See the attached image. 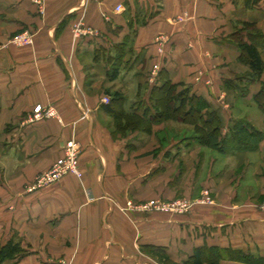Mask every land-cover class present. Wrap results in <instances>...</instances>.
Returning a JSON list of instances; mask_svg holds the SVG:
<instances>
[{"label":"crops","instance_id":"obj_1","mask_svg":"<svg viewBox=\"0 0 264 264\" xmlns=\"http://www.w3.org/2000/svg\"><path fill=\"white\" fill-rule=\"evenodd\" d=\"M77 21L96 34L74 37ZM244 21L264 34V0L253 8L243 0H0V243L14 238L24 250L2 264H55L60 255L71 264H160V253L181 263L203 244L264 257V213L246 196L264 192V155L248 165L249 155L264 152V111L254 98L264 70L245 81L249 66L235 41L237 32L247 40ZM22 32L32 44H16ZM259 51L264 61V43ZM159 72L216 111L221 136L238 119L250 122L263 133L258 147L214 150L193 129L182 135L194 125L181 119L151 122L149 134L111 128L108 88L122 91L125 112L146 119L156 112L149 95ZM37 104L55 114L28 122ZM249 105L261 124L244 113ZM68 140L80 146L82 176L37 187L34 175ZM203 148L234 160L206 180L210 207L122 211L131 198L196 197L205 186L197 179Z\"/></svg>","mask_w":264,"mask_h":264},{"label":"trees","instance_id":"obj_2","mask_svg":"<svg viewBox=\"0 0 264 264\" xmlns=\"http://www.w3.org/2000/svg\"><path fill=\"white\" fill-rule=\"evenodd\" d=\"M243 1L248 8H253L260 0ZM245 30L247 40L237 32L235 41L239 50V60L249 66V71L245 74V81L249 83L259 81L264 70V61L259 51L264 43V34L258 31L253 22L249 21L242 22L240 31ZM120 66L121 59L119 57L112 60L111 68L107 73L109 81L117 78ZM178 86H180L178 83L171 82L163 75V72H159V78L151 85L149 95L156 112L146 119L134 112H125L122 109L125 97L118 91L108 93L110 97L103 104L104 110L114 119L125 118L124 129L133 130L139 125L147 126L151 122L164 119H181L192 123L197 132L198 141L214 150L222 151L227 146L248 150H255L258 147L263 133L250 122L243 118L234 121L223 137L220 133V119L216 111L208 110L207 102L202 97L189 94L188 87L178 89ZM254 98L264 111V83ZM117 127L121 128V124L117 123ZM23 252L19 241L14 238L0 243V264L18 257ZM160 255L165 264H264V257L254 256L230 246L207 244L195 247L193 253L181 263L171 261L168 256L162 253Z\"/></svg>","mask_w":264,"mask_h":264},{"label":"rangeland","instance_id":"obj_3","mask_svg":"<svg viewBox=\"0 0 264 264\" xmlns=\"http://www.w3.org/2000/svg\"><path fill=\"white\" fill-rule=\"evenodd\" d=\"M20 36L27 37L28 40L27 41H21ZM13 40L16 42L17 45H21V46L30 45V44H32V35H30L27 32H22V33L17 34L15 37H13ZM246 71H249V68ZM108 90L110 91V93L115 92V91L122 93L121 90L114 89V88L112 89V87L108 88ZM108 98L109 97H107L105 95L102 96V100L108 99ZM243 108L244 107H242V109ZM254 108L255 107L250 108V105H249V106H246V108H244L243 111H244V113L248 114L255 122L261 124L262 116L256 110V108L255 109ZM51 111L54 112L53 110L50 109V112ZM117 123L121 124V128H119V130L122 133H124V134L128 133V132L130 133L129 128L126 127L127 129H124L125 128V118H123V119L122 118H117V119L112 118L110 127L111 128L114 127L115 129H118ZM187 127L186 128L183 127L181 129L182 135L191 133L192 129L195 130V128H192V126H190V125ZM135 130L140 131L143 134H147V133L149 134L151 132V125H147V126L146 125H143V126L139 125L138 128H135L132 131H135ZM194 132L197 133L196 130ZM177 134H179V133H177ZM261 154L264 155V152H262V153L259 152V154L254 153L252 155H249L248 156V161H249L248 165H250V162H252V163L258 162L261 158ZM198 156H199V165H198L197 179H198V181L204 183L205 186L202 189H200V191L198 192L196 197H192L189 194L179 193V194L173 195L172 197H165V196L162 197V196L155 195V196H152L150 198H144V199L131 198L125 202V205L123 206L124 209L121 207L122 211L123 212L127 211L129 213L149 212V213L156 214V215H159V214H173V215H176V214L180 215L181 214V215H184L186 213H189L194 207H201L202 209L210 207V205H212L214 203L215 197L213 196L212 192L210 191V188L207 187L208 183L206 182V180H208L209 175H211V177H213L215 171H219L218 170L219 168L222 169V167L234 165V160H231L229 163L228 160L225 161V160L219 159V156L217 153L210 151L207 148H203L201 150V152L198 154ZM225 163H226V165H225ZM77 165L79 167L80 175L74 174V173H69V175H74V176L80 178L82 176V172L80 169V156L78 157ZM47 170H49V167L43 171H47ZM37 178H39L38 173L34 175V177L32 179L33 182ZM56 182L57 181H55L54 183H56ZM54 183H52V184H54ZM206 183H207V186H206ZM246 196L248 197L249 200H251V202H254V205L252 207L260 210V212L261 211L264 212V192L260 196L258 193V190L254 189V188H250L249 193H246ZM207 197H209V199H207ZM151 199L159 200L161 205H163L165 203L166 204L172 203V202L176 201L177 199H183V201H186V202H183V204H181V206H177V205L169 206L170 208H168L167 205L165 207L157 206V208H154V207L147 208L146 204ZM128 201L131 202V207H129V208L126 207ZM251 202H248V203H251ZM157 261L160 264H165L162 259H158ZM71 263H72V259H69L65 255H60L58 257H55V264H71Z\"/></svg>","mask_w":264,"mask_h":264},{"label":"built area","instance_id":"obj_4","mask_svg":"<svg viewBox=\"0 0 264 264\" xmlns=\"http://www.w3.org/2000/svg\"><path fill=\"white\" fill-rule=\"evenodd\" d=\"M115 9L116 10L121 9V5H116ZM71 30L74 37H82L90 34H96V32L91 27L86 26L81 21L74 22L71 26ZM20 40L27 41L28 39L27 37L20 36ZM156 68L157 66L155 65L154 69ZM103 101L106 103L108 99H104ZM54 114H55L54 112L52 111L50 112L49 108H45L41 104H37L33 107L32 113L28 115L26 120L28 122H34L44 117L52 116ZM62 152H63L62 155L57 157L54 160V162L51 164L49 170L38 173L39 178L35 180V185L37 187H44L51 185L52 183H54L55 181H59L63 176L69 173L80 175L79 167L77 165L78 157L80 155V146L78 145V143L75 140H68L64 144ZM207 199H209V197H207ZM183 202L186 201H183V199H177L172 203H167V204L165 203L161 205L159 200L151 199L146 204V207L157 208V206L165 207L167 205V207L170 208L169 206H173V205L181 206ZM126 207L128 208L131 207L130 201L127 202Z\"/></svg>","mask_w":264,"mask_h":264}]
</instances>
